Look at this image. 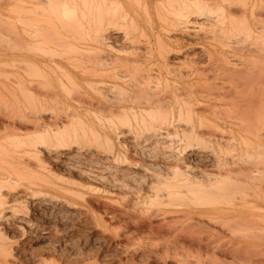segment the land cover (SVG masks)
<instances>
[{
	"label": "bare ground",
	"instance_id": "6f19581e",
	"mask_svg": "<svg viewBox=\"0 0 264 264\" xmlns=\"http://www.w3.org/2000/svg\"><path fill=\"white\" fill-rule=\"evenodd\" d=\"M59 2L61 3L62 0ZM67 2H68V0H67ZM71 2H72V0H71ZM73 2H74V0H73ZM94 2H96V1L95 0L94 1L88 0L87 4L88 3L93 4ZM107 2H109V0H107ZM158 2L159 3L168 2L170 5L169 10H166L165 12H161V13L158 12L159 14H157L158 20L160 21V23L164 24V27H166V30L163 28L165 30V32H163V34L161 33L162 31H159V33H157V34L152 32L151 39H149V41H147V43L149 42L151 44L152 41H154L156 48L154 51L152 49L153 52H150L148 54L147 53L143 54V55L138 54V55L133 56V57H128V56L127 57H124V56L121 57L119 55H112V58L110 56V59H108V58L103 59V57H102V59H100L101 57L98 56L99 54H81L83 56H81V55L80 56L85 58L84 60H81L80 58L76 57L75 55H68V54L62 55V54H60V55H58L59 56L58 58H60L58 60L53 59L52 58L53 56L51 57L49 55H44V58H42V59L38 58L39 60L38 59L36 60L35 58L31 57V55H29L27 53L29 51L35 50L36 47L32 46L33 44H30V45L25 44L22 47H19V50L24 51L23 52L24 54L19 55V56L15 55V56H13L14 58L11 57L12 60L9 61V63L23 69L26 73H30L29 70H31V69L34 71V73L36 72L38 74L40 72L44 73L47 70L50 71L51 73L52 72L56 73L58 71V73H61V75L64 76V78H66L69 81L76 82L78 80H82L84 82V84L87 86V88L93 92L95 97H97V99L99 98L100 100H104V101H102V102H100V101L99 102H86L87 106L85 107V109L79 110L80 111V114L78 117L79 119H77L76 124H74L70 128L68 127V125L66 124V121H64V120L53 121L51 118L50 119L51 121L50 120L47 122L45 121V119H46L45 115L46 114L48 115V113H49L48 112L49 108L46 105L47 104L46 96H49L51 94L50 97L53 96L54 98H58V97L60 98L59 94L57 92H55V90L52 91L51 93H49L50 91L47 93L46 90L48 91V89L44 88L45 90H43L42 88L39 89L36 87L31 88V87L26 86L22 89V94H23L24 98L25 97L27 98L26 99L27 101L25 103L24 102H10L11 103V105H10L11 110L9 109V111H5V109H3V110L0 109V116L3 117L5 120L2 128L4 130L5 129L8 130V132H7L8 135L6 133H5V135H2L4 137L7 135L6 138H4L5 144H3V143L0 144V221H2V222L3 221H5V222L12 221L13 223H16V224L17 223L19 224V222L21 220L24 221L23 220L24 218L22 219L20 217L21 215L16 216V212H15V210L13 211L12 207L10 210L7 208V206H9L10 201H12L10 203H13L16 200L17 201L24 200V199L19 198L20 195H19V197L12 196L13 193H11V191L14 190V188L21 185V184L20 185L18 184L20 182L19 180H21L19 172H21L22 170L30 171V170H32L33 167L36 168V166H39L40 168H42L44 166L43 165V159H41V154L46 153L48 155L50 154L55 159L59 158V157H63L64 159H67V160L73 159L74 161H72L71 163L73 164V162H75L74 166H71L68 164L69 166H66L67 167L66 169L67 170H71V169L76 170L75 172H80V176L85 173V172H83V169L85 167L82 169V171H80L81 167L79 170V168L76 167V165L77 166L78 165H85L86 167H90L91 169H93L95 171L94 173L91 171V173H92V174H90L91 178H94L96 180L109 181L110 184H112L114 186H111V185L109 186L104 181H103V183H105L107 186L112 187V188L113 187H115V188L119 187L120 188L122 185H123L122 187L127 186L123 182L124 179L122 180V177L124 176V178H126L127 176H125V175H128V176L132 175L130 166H128V165H133L132 167H138L137 170L139 171V169H140L141 174H139V175L137 174L138 177H135V178H138V179H136V181L139 180L138 182L140 184L138 182L137 183L135 182L137 185L133 182L132 183L128 182L130 184V186L132 184H135L136 186L132 185L133 187H131L129 189L127 188L128 186L125 187V191H128L127 194L131 193L133 195V197L132 198L127 197L128 199H125L128 202V204H126V205H129L128 208H130V209L124 210L123 213L121 212V214H124V213L130 214L132 212L134 214L133 217H135V218H136V216H139L138 218L141 217L139 220H141L142 218H146L147 220H146L145 224L150 229L153 228L152 229L153 232H154V230L157 231V229L162 228V227H163V229L165 228L166 230H173L174 228L179 229L176 227L178 224L176 226H174V224H172L173 223L172 220L173 219L179 220L180 217L187 219L188 222L194 221V223L192 222L194 224V226L197 225V222L199 224V222L203 223L204 222L203 220H205L206 224L209 223V224H207V226L212 224L211 222L214 221V223L215 222H218V223L221 222L222 223L221 225H224L226 227L228 226V228H230V227L233 228V225H236V226H246L247 228H250L252 230L264 229V225H263L264 217H263V215H261L259 213V211H261V210L264 211V208L261 207L260 205H258V203H256V201L254 199L255 195L258 197V194L264 191V185H261V183H256L253 181L257 177V174H259L261 171H264V168L257 167V166L253 165L254 159H256L260 155L259 150L260 151L264 150L263 148L260 147L264 142V119L261 121V118H260V117H262V115H258L260 119L257 117V119L260 122H258V120H257V122L252 124V125L248 124V125H250L249 131H248L250 136H251L250 140L245 139L244 141H241V143H240V147L244 146L245 148H247V152L251 153L246 164H239L238 165V163L234 162L233 160L224 158L221 155H219L220 153L218 154L215 151H213L212 152L213 162H214L213 171L212 172L201 171V172H199L200 174L196 173L192 167L187 165V163L185 162L184 152L179 154L178 148L180 147L181 143L185 140H187L192 145H195V144L201 145L202 142H200L196 133H193V132H191L187 136L183 134V136L179 139L172 138L170 135L172 134L171 132H175V127L172 126V128H170L166 122L167 119H169V118L174 119V120H176L177 127H179V125H180L179 121L181 118H184L186 120L190 119L191 115H192V110L194 109L193 108L194 107L193 102H212V101H220V102L221 101H234V102H237V101H240V102L241 101L242 102L243 101H255V102L260 101V102H263L264 101V97L261 96L262 92H261V94L255 93L254 95H252V97L245 98V97L240 96L239 94H236L237 93L236 88L232 89V91H235L233 94H231V93H229V94H220V93L212 94V91H213L212 90L213 89L212 88L213 68H215L219 72V75H221V76H224L226 74H230L232 72L230 67H227V65L229 64L228 54H227L228 51L227 52L223 51V50H225V48H227L229 46L228 45L229 42L227 43V41H225L224 39L223 40L217 39L215 37V33H214L215 31L214 30L212 33L213 36L211 35L208 40L204 39V36H199L198 33L191 31V29H193L194 27L201 25L202 23L204 24V20L209 21L212 17H214V19H217L220 15H221L220 17H222L226 13H228V14H233L236 12L243 13L245 9H244V7H242V8H239V6L237 7V5L233 1H230V0H220L221 3H219L218 0H157V3ZM26 3H27V5L25 4V5H23L22 8H20L21 10L19 9L21 11L20 16H22V17H19V15H18L20 20L17 22H20L18 24L20 26L21 33H19L18 31H16V32L14 31L13 34L7 33L10 36L9 38H12V37L16 38L15 36H17V37L23 36V37H26L28 39L37 40L38 37H40L42 34H44L43 32H45V30L48 31L50 29H53V31H54V29L57 28L56 24H51L50 21H49L50 26L52 25L51 27L49 26L50 29L47 30V28L45 27L46 25L45 26L43 25L44 26L43 27L40 24L41 21L40 22L38 21L40 18H37V20L35 19L37 14L40 15L39 13L43 11V10L37 11L36 8L39 4L35 5L32 3H28L27 1H26ZM60 3L58 4L60 7L57 6L58 8H60V9L64 8L65 9L66 7H68V8H66L67 12L69 11L72 14H73V11L75 12L77 7H78V5L76 3L77 6L75 8V5H74L75 2L73 4L71 3L70 5H69L70 2H68L69 6L68 5L65 6L67 4L65 2H63L61 4ZM80 3H81L80 4L81 6H83L82 3L86 4V2H82V0H80ZM99 3L100 2L98 1L97 3H94L93 5H89V6L86 4L87 9L85 8L86 5L82 7V8H85L87 10V11H85L86 16L88 15V18L90 19V21H88L89 19H85L86 20V27L88 28V26H87L89 24L88 22L91 23L89 25L88 31H87V29H85L86 30L85 35L83 32V29L82 30L80 29V25H81L80 21L78 22L76 20V22H78V23H76L75 21L74 22H75V25H79L78 26L79 28H77L78 33L81 31L80 33L83 32V34L76 35L77 31L74 30V27H77V26H75V25H74V27L70 26V25H68V26L73 27L72 29L74 30L75 33H71V34L73 36L75 34L76 37H78V38H76L78 40L80 38L82 40L84 39L83 42L85 40H87V41L93 40V41H96L101 46L111 45V41H114V40L118 41L121 39H119L116 35L112 36L110 34V32L117 33L115 27L113 26L115 24L112 25L109 23V20L108 21H105V20L107 19V17L109 15H110L109 19H111V17L116 19V16H114V14L113 15L111 14L112 11H111V13H109L110 8L109 7L107 8V6H106V5H109V3L106 4V1H105L104 2L105 6L103 4H101L103 6H99L100 5ZM111 3L114 6H116L115 4L119 3V2H118V0H113ZM56 5H57V3H56ZM71 5H74V7L73 6L70 7ZM111 5H109V6H111ZM102 7L104 8L103 10L108 9L105 11V14L107 11L109 13V15L107 13L108 16L106 17V19H104V15H103L104 12H102L103 11ZM105 7H106V9H105ZM118 7H116V11L118 9L123 8V7L121 8V6L119 8ZM78 9L81 13H83V14H81V13H79V14H81V16L84 15L85 12H82L81 10H85V9H81V8H78ZM112 9H114V8H112V6H111V10ZM44 10L46 11L47 9L44 8ZM54 11H55V9H54ZM213 11L216 12V15L212 16V15H210V13ZM59 12H62V11H59ZM113 12H115V11H113ZM75 13L73 15H75ZM10 14H9V16H11ZM17 14H19V13L17 12ZM17 14H14V15H17ZM4 15H5V13H4ZM62 16H64V15L62 14ZM229 16H231V15H229ZM60 17H61V15H60ZM84 18H85V15H84ZM7 19L9 20L10 18H7ZM46 19H45V22H46ZM115 19H113L115 21L114 23H117V21ZM41 20H43V19H41ZM82 20H83V16H82ZM113 20L111 19V21H113ZM68 22H70V20ZM46 23H48V22H46ZM11 24H13V22ZM0 25H2V24H0ZM48 25H47V27H48ZM60 25H61V27H63L61 23H60ZM61 27H60V29H61ZM66 28H67V26L65 27V29ZM72 29H70V30H72ZM79 29H80V31H79ZM56 30H58V29H56ZM12 31H13V29H12ZM66 31H67V29H66ZM66 31H65V33H66ZM58 32H60V31H58ZM45 33H47V32H45ZM55 33H53V34H55ZM56 34H58V33H56ZM13 35H15V36H13ZM80 35H82V36L84 35V37L86 36L87 38L85 39ZM79 36H80V38H79ZM191 36H192V38H194V37L196 38L195 40H196L197 44H200L198 47L199 51L194 53L193 56H196V57H191L190 59H187L188 60L187 62H184L186 64H189L188 69L183 70V71H179L176 66L180 65L183 61L180 58H176V57L174 59H172L170 57V55L171 54H180L182 48L186 44V41H188V39H191ZM122 38H124V36ZM54 40H56V38ZM216 40H218V41L216 42ZM56 41L59 42L58 44H60V43L65 44V42L67 43V41H64L63 39L62 40L57 39ZM53 43H55V41ZM130 44H131V42H130ZM150 49H151V47H150ZM259 50H260V47H257L255 49L251 50V53H253V55H256L257 53H259ZM36 51H37V49H36ZM214 52H216V53L219 52V53H218V55L216 54L214 56L213 55ZM185 54L186 55L184 57H186L188 55L187 52ZM212 55H213V57H212ZM32 56H34V55H32ZM117 56H119V57H117ZM36 57H37V55H36ZM104 57H105V55H104ZM203 57H206V60H207V63L205 65H201L202 63H200V59ZM79 60L82 62H80ZM76 61H79V62H76ZM202 61H203V59H202ZM78 64H80V65L84 64V66L86 65L84 68L79 69L80 71L77 70L78 76L81 75V79H78V78H80V76L77 78V75H75V74H77V71L75 74H72L74 72L68 71V69L65 68L66 65H70L71 67L75 66L73 68V69H75ZM80 65H78V66H80ZM100 68H106V69L103 70ZM140 69L145 70V71L144 72L142 71L143 73L142 72L140 73L138 71ZM132 71H134L135 73L134 72L132 73ZM242 72H244V71H242ZM246 72H248V70ZM82 76H84V77H82ZM60 78H61V76H60ZM60 78H58V82L61 85L60 88L62 90L63 89V81ZM27 81L28 80H24L23 83L26 84ZM160 84H162V86H159ZM257 89L260 90V89H262V87L261 88L258 87ZM263 91H264V88H263ZM113 92H116L118 95H115ZM28 99H29L30 103H27ZM8 106H9V104H8ZM200 107L203 109H206V107H208V106L206 104H204V105H200ZM7 108H9V107H7ZM96 112H98L100 115L96 114ZM261 113H264V110ZM87 114L93 115L94 120L89 121V120H85L84 118L80 117V116L85 117ZM119 123H123L122 127L125 126L127 129L120 128ZM229 123H230V128L233 129L235 132L242 130V129H245L242 126L243 122L237 123L236 120H230ZM4 130H2V131H4ZM182 130L184 131V128ZM237 134H238V132H237ZM91 138L96 142H101V144H104L105 148H106L105 151L104 150L100 151L99 148H98L99 150L97 148L95 149V147H93V146H94V144L96 146L97 143L96 142L93 143L94 141L90 142V143H93L92 146L87 144L86 141L91 139ZM166 143H168L167 145L171 149L169 152L168 151H166V152L162 151V149H163L162 145H165ZM101 144H100V146H101L100 148L102 150L103 145H101ZM127 147H131L132 151L127 149ZM127 151H130V153L132 152L134 154L145 155L147 158H151L150 159L151 162L146 163L143 160L142 161L130 160V159H128V157L126 155ZM157 157H161L162 161H171L172 159L173 160L176 159V161L179 162L180 164H179V166H171L170 163H168V164H165L164 167H160L158 165V162H153L154 160H156ZM3 164L9 168L4 167ZM43 168L47 169L45 166ZM9 169H11V171ZM48 172H50V171H48ZM68 173H70V171ZM136 173H138V172H136ZM136 173H134V174L136 175ZM76 174H78V173H76ZM132 177L134 178L133 175H132ZM87 178H88V176H87ZM91 178H90V180H91ZM127 178H131V176L127 177ZM133 178H131V179L135 180ZM65 180H67L69 183H70V181L71 182L73 181L70 178H66ZM129 180H127V181H129ZM97 182H100V181H96V183ZM76 183L77 182H75L74 185H76ZM84 183H88V182L84 181ZM93 183H94V181H93ZM17 184H18V186H16ZM101 184L102 183L100 182V185ZM71 185H73V184H71ZM97 185H99V184H97ZM106 185H103V186L105 187ZM116 186H118V187H116ZM88 187H91V186L89 185ZM135 187H137V188L135 189ZM133 188H134V190H133ZM26 189H27L26 186H23L20 193L25 195ZM96 189H97V187H96ZM96 189L93 191V193L96 191ZM123 189L124 188L121 189L122 192H124ZM89 190H90V188H89ZM119 190L118 191L116 190V194H117V192H120ZM27 191L31 192V189H28ZM99 191L100 190L98 189V192ZM112 191H113V189H112ZM14 192H16V191H14ZM70 192L72 193V191H70ZM74 192L78 193L76 191H74ZM41 194H42V192H41ZM108 194H109V192H108ZM76 196L78 197V195H76ZM263 196H264V194H263ZM8 197H10V199ZM25 199L27 200L28 198H25ZM46 200L49 201V199H47V198H46ZM125 200H122V203ZM113 201L115 202V205L118 204V206H119V203L117 200L116 201L113 200ZM50 202H51V200H50ZM98 202L99 201H97V203ZM51 203H53V201ZM70 204L71 203H69V205ZM123 204L125 205V203H123ZM72 205L74 206V204H72ZM151 205H154V207H152ZM148 207L149 208L152 207L150 211H148L149 210ZM14 209H15V206H14ZM116 209H118V207ZM120 209H121V207H120ZM85 210H86V208H85ZM114 211H116V210H114ZM117 213H119V212L110 211V216L109 215L108 216L112 218V217H114V215L116 216ZM92 214H93V212H92ZM124 215H126V214H124ZM178 216H180V217L178 218ZM123 217H121V218H123ZM151 217H153V218L150 219ZM154 218L156 220H153ZM114 219H115V217H114ZM114 219H112V220H114ZM117 219H119V218H117ZM124 219H123V221H124ZM116 220H114V223ZM175 221L177 222V220H175ZM180 221H181V219L178 222H180ZM262 221H263V223H262ZM130 222H128V223H130ZM195 222H196V225H195ZM183 223L181 226H179L180 224L178 226L182 227L184 225H188V223L187 224H185V223L183 224ZM1 224L2 223L0 222V225ZM95 224H97V223L95 222ZM142 224L144 225V223H142ZM190 225L193 226L191 224V222H190ZM190 225H188V227ZM201 225H205V224H201ZM198 226L201 227L200 224L197 225L196 227H198ZM210 226H209L210 229L213 228L212 225H210ZM184 227L186 228V226H184ZM226 227H224V228H226ZM48 228L46 227V229H48ZM116 228L117 227H114L113 229H116ZM140 228H142V227H140ZM183 228H181V230ZM203 228H207V227L203 226ZM240 228H243V227H240ZM44 229L45 228L43 227V231H44ZM192 229L194 230L196 228L193 227ZM124 230H126V229L123 228V232H125V233H122V234H118L120 231L114 232L112 234L111 232L108 231V229L107 230L105 229V232L107 234H104L103 232L98 231V233H100V234L98 235L99 237H97V236L96 237L99 238L103 242L106 241L107 243L111 244V246L113 245L115 247L114 249H116V247H118L117 248L118 252L113 250L116 252L115 253L111 250L112 253H110L109 255L106 254V255H108V256H106L107 258H105L101 261L99 260L100 262L95 260V259H93V260L90 259V260H87L86 263H84V264H116V263H119L121 261H122L121 262V264H122L124 261L128 262V260H131L134 257L136 258V256L138 259L142 258L144 250L146 252V250L148 251L149 249H147V246L145 244L139 242L138 239H137L138 241H136V240L132 241V239L130 237V240L128 238L125 240H122L124 238H120V237H124V234H127V232ZM152 230L151 231L147 230V231L152 232ZM183 230H185V229H183ZM188 230L190 232L180 231L183 233H174V232L172 233L170 231L173 234V236H172V234L169 236H167V235L166 236L169 238L171 236V238L173 240L172 242H174L173 244L178 243L179 246H180V244L186 245V247H187V245H194L197 248H200V247H203V249H205V248L211 249L212 248L211 250H213V239L210 237H207V236L206 237L201 236L199 234L201 232L200 231L201 229L198 230L197 233H196V231H194L196 234L192 232L191 228ZM159 231L161 232L162 230H159ZM159 231H158V234H159ZM121 232H122V230H121ZM129 232H130V230H129ZM129 232L127 235L132 234V233L129 234ZM202 232H201V234H202ZM54 233H53V235H54ZM44 234H45V232H44ZM56 234H57V232H56ZM160 237H162V236H160ZM99 239H97V240H99ZM46 240L47 239H45V241H44L45 243H47V244L50 243V242H47ZM63 241H64V244H65V241L67 242V240H63ZM167 241H168L167 245H168V243H171V242H169V239ZM53 242L55 243L56 241L53 240ZM57 242H58V239H57ZM59 243H61V242H59ZM107 243H106V245H107ZM56 244H58V243H56ZM68 244H70V243H68ZM97 244H100V246L102 245L101 243H98V241H97ZM173 244L171 246H173ZM38 245H39V247H37V248L35 247L37 250H38V248L40 249V247H41L40 244H38ZM147 245H149V244H147ZM155 245H156V243H155ZM164 245H166V242ZM47 246H46V248H47ZM61 246H62V244H61ZM113 246L111 247L112 249H113ZM152 246L153 245H151V247ZM171 246L169 248L170 250H172ZM56 247H58V246H56ZM149 247H150V245H149ZM160 247H162V246L160 245ZM180 247H178V248L180 250H182V248H180ZM186 247L184 249H187ZM41 248L44 249L45 246H43ZM46 248H45V250H46ZM54 248H55V246L54 247L50 246V249H54ZM105 248H107V247H105ZM11 249H12V247L10 248V243H8L6 236L0 230V264H22V263L25 264L24 262H22L23 260L20 261L16 257V255L18 253L16 255L11 253ZM31 249H33V248H31ZM50 249L49 250L47 249V250L51 251ZM59 249H58V252L60 251ZM160 249H157V250H160ZM173 249H174V247H173ZM193 249L194 248H192L191 250H193ZM40 250H42V249H40ZM40 250H38V251L41 252ZM153 250H156V248H154ZM170 250H169V252H170ZM25 251H24V253H25ZM78 251H79V249H78ZM78 251H76V252H78ZM81 251H79V252H81ZM88 251H90V250L88 249ZM174 251L172 253H169V254H171V255L174 254ZM30 252H32V250ZM30 252H29V256L31 257ZM33 252L37 253L36 251H33ZM39 252L37 254H39ZM42 252H44V251H42ZM65 252H66V250H65ZM67 252H66V254H64V252H63L64 255L62 254V257L67 255ZM85 252L86 251H84L83 255L81 253H79V254L81 256L85 255V258L90 256L89 254H88V256H86L88 252H86V253ZM107 252L109 253V251H107ZM107 252L104 251L103 253H107ZM209 252H211V251H209ZM209 252L203 253L201 251V254H205L204 256H208ZM48 253H50V252H48ZM51 253H53V252L51 251ZM60 253H61V251H60ZM103 253H101L102 255L100 254L102 258H104ZM198 253L200 254L199 250H198ZM27 254L25 256H27ZM40 254L43 255V253H40ZM91 254H92L91 257L93 258V256L95 254L94 255H93V253H91ZM145 254L149 255L150 251H148ZM201 254L199 255L200 257H201ZM210 254L213 255L212 252ZM53 255L50 254L49 258H51ZM68 255H67L68 257H72V256H70L71 254H68ZM75 255H76V253L74 252L73 257ZM153 255H155V254H153ZM29 256H28V258H29ZM173 256L174 255H172V257ZM77 257H78V255H76L74 258H77ZM144 257H146V256H144ZM32 258H34V257L32 256L31 259ZM79 258H81V257H79ZM21 259H23V258H21ZM25 259L28 260L27 257H25L24 260ZM48 259L46 258L47 261L50 260V262H51V259H49V260ZM78 259H76V261ZM98 259H100V257ZM179 259H181V258H179ZM179 259L177 261L178 264L181 263V262H179ZM34 260H35V258H34ZM44 260H45V258L44 257L42 258L39 255L37 258L38 262H36V263L34 262V263L35 264H43V262H45ZM80 260H78V262H80ZM76 261H74V262H76ZM82 261L80 263H82ZM180 261H182V264H183V262L185 264V260H180ZM198 261H197V263L196 262L195 263L199 264ZM210 262H212V261H210ZM62 263L60 262V264H62ZM26 264H29V262L26 261ZM44 264H47V262H45ZM53 264H55V260H54ZM56 264H57V261H56ZM204 264H206V263H204ZM212 264H213V262H212Z\"/></svg>",
	"mask_w": 264,
	"mask_h": 264
},
{
	"label": "rangeland",
	"instance_id": "374dc122",
	"mask_svg": "<svg viewBox=\"0 0 264 264\" xmlns=\"http://www.w3.org/2000/svg\"><path fill=\"white\" fill-rule=\"evenodd\" d=\"M26 1L28 3L40 5V6L38 5L36 9H37V11L38 10H43V11L42 12L39 11L40 15L37 14L35 19L37 20V18H40L38 21L39 22L41 21L40 24L42 26L46 25L45 27L48 30V29H50L49 26H50V22H51V24H56V27H57L56 29H58V30L54 29V31H53V29H50L51 31L48 30L49 32L45 30V32H47V33L43 32L45 35L42 34L40 37H38L37 40L28 39V38L23 37V36L17 37L15 35H13V36H15L17 39L14 37L9 38L10 37L9 34H11V33L13 34L14 31L15 32L18 31L19 33H21V29H20V26L18 24L20 22H17V21L20 20L19 17H22V16H20L21 15V13H20L21 9L20 8H22L23 5H25V4L27 5ZM39 1L40 0H0V24H2V25H0V109H2V110L5 109V111H9L10 105H11L10 102H24L25 103L27 101L26 100L27 98L26 97L24 98V96L22 94V89L26 86L31 87V88H34V87L39 88V89L42 88L43 90L48 89V91L46 90L47 93L49 91H50L49 93H51L52 91L55 90V92H57L59 94L60 98L59 97L54 98L53 96L50 97L51 94L49 96H46V99H47L46 105L49 108L48 112L50 114L48 113V115L47 114L45 115L46 116L45 121L47 122L51 118L53 121L64 120V121H66V124L68 125L69 128L72 127L74 124H76L77 119H79L78 118L79 114H80L79 110L85 109V107L87 106L86 102H99V101L102 102L104 100H100L99 98L97 99V97H95L93 92L87 88V86L84 84V82L82 80H78L76 82L69 81L66 78H64V76H62L61 73H58V71L56 73H54V72L51 73L50 71L47 70L44 73L40 72L38 74L36 72L34 73V71L31 69V70H29L30 73H26L23 69L10 64L9 61H11L12 58H14L13 56H15V55L19 56V55L24 54L23 53L24 51L19 50V47H22L25 44H29V45L33 44L32 46H35L37 51L35 49V50L29 51L27 53L29 55H31V57L35 58L36 60L38 58H40V59L44 58V55H49L51 57L53 56L52 57L53 59L58 60V59H60V58H58L59 57L58 55H60V54H62V55H65V54L66 55L67 54L68 55H75L76 57L80 58L81 60L85 59V58L81 57V56H83L81 54H99L98 56L101 57L100 59H102V57H103V59H105V58L110 59V56L112 58V55H119L121 57L122 56L133 57V56H136L138 54H142V55L146 54V53L148 54L150 52H153L156 48L154 41H152L151 44L149 42L147 43V41H149V39H151L152 32L157 34V33H159V31H162L161 33L163 34V32H165V30H166V27H164V24L160 23V21L158 20L157 14H159L161 12H165L166 10L170 9V5L168 2H162V3L158 2L157 3V0H118V2L120 4L116 3L115 4L116 6H114L111 3L113 0L112 1L109 0V2L111 1L110 3L112 5L109 2H107V0H105L106 4L109 3V5H111L112 8H114L111 10V6L106 5L107 8L108 7L110 8L109 13H111V11H112L111 14L112 15L114 14V16H116V19L112 18V17H111V19L112 20L115 19L117 21V23H114L115 22L114 20L111 21V19H109L110 15H109L108 11L105 14V11L108 10V9H106V7H105L106 10H103L104 9L103 7H102L103 11L101 10L102 12H104V14H103L104 19H106V17L109 15L105 21L109 20L110 24H112V25L115 24L113 26L115 27L116 32H117V33L110 32V34L112 36L116 35L121 40H118V41L114 40V41H111V45L101 46L96 41H93V40H89V41L85 40L83 42L84 39L82 40L80 38V36H82V35L79 36V38L81 39V40L79 39L80 40L79 41L78 39H76V38H78V37H76V35L83 34V32L85 35V33H86L85 29H87V31H88L89 25L91 24L90 22H88L89 23V24L87 23L88 28L86 27V20L85 19H89L88 15L86 16V12H85V11H87L86 10L87 5L88 6L93 5L94 3H97L99 1L100 2L99 6H103V5L105 6L104 0L103 1L101 0L102 2L100 0H98V1L95 0L96 2H94L93 4H91V3L87 4L88 0H82V2H86V4H87L86 5L85 3H82L83 6L86 5L85 6L86 9L82 8L83 6L80 5L81 4L80 0H74L75 3L72 0V2L75 5V8L78 5V7L75 11L76 13L73 11V14L75 13V15H73L69 11L67 12L66 8H68V7H66L65 9L64 8L63 9L58 8V7H60L58 4L60 3L59 1H61V0H41L40 2ZM92 1H94V0H92ZM230 1H233L237 5V7L239 6V8L244 7V9H245L243 12L244 14L239 13V12H236L233 14L226 13L222 17H220L221 16L220 15L217 19H214V17H212L210 19L211 21L210 20L209 21L204 20V24L202 23L201 25H198V26L194 27L193 29H191L192 32L198 33L199 36H204V39H206V40H208L211 35L213 36L212 33L214 30L215 31L214 32L215 37L217 39H219V40L224 39L225 41H227V43L229 42L228 43L229 46L227 48H225V50H223V51L224 52L228 51L227 54H228L229 64L227 65V67H230L232 72L230 74H226L224 76H221V75H219V72L215 68H213V76H212V81H213L212 82V88H213L212 90L213 91H212V94H214V93L215 94H217V93H220V94L231 93V94H233L235 91H232V89L236 88L237 89L236 94H239L240 96L245 97V98L252 97V95H254L255 93L261 94V92H262L261 96L264 97V91H263V88H264V0H230ZM63 2L67 3L65 6L68 5V2H70L69 5L72 3L71 0H68V2H67V0H65V1L62 0L61 3H63ZM218 2L221 3L220 0H218ZM56 3H57V5H56ZM76 3H77V5H76ZM101 4H103V5H101ZM118 4L121 6V8L122 7L123 8L118 9L116 11V7L119 6ZM74 5H71L70 7H72V6L74 7ZM44 8L47 10L45 11ZM53 8L55 9V11ZM78 8L85 9V10L80 9L82 12H85L84 13L85 18H84V15H82L83 20H82V16H81V14H83V13H81ZM59 11H62L63 13L59 12ZM113 11H115V12H113ZM17 12L19 14H17ZM4 13H5V15H4ZM79 13H81V14H79ZM107 13H108V15H107ZM9 14L11 16H9ZM14 14H17V15H14ZM62 14L64 16H62ZM18 15H19V17H18ZM60 15H61V17H60ZM210 15H212V16L216 15V12L213 11L210 13ZM229 15H231V16H229ZM43 17L45 19L47 18L46 22H48V23L45 22V19ZM7 18H10V19L8 20ZM41 19H43L44 21ZM69 20H70V22H68ZM76 20L78 22L80 21V23H81L80 29L81 30L83 29L82 33H80L81 32L80 29H79L80 32L78 33L77 28H79L78 27L79 25H75ZM88 21H90V19ZM12 22H13V24H11ZM78 22H76V23H78ZM60 23L62 24L63 27L67 26V28H66L67 31H66L65 27L64 28L61 27ZM47 25H48V27H47ZM68 25L73 26V27H74V25L77 26V27H74V30L77 31L76 32L77 34L76 35L74 34L75 37L71 34V33H75L74 30L72 29L73 27H69ZM59 26L61 27V29L63 28L62 29L63 31L60 29ZM69 28L72 30H70ZM12 29H13V31H12ZM64 30L66 31L67 34L65 33ZM58 31H60V32H58ZM55 32L58 34H56ZM7 33H9V34H7ZM53 33H55V34H53ZM84 35L82 37L86 39L87 37L86 36L84 37ZM123 36L125 39L122 38ZM55 38H56V40L57 39H59V40L63 39L64 41H67V43L66 42H65V44L60 43L62 45L61 46L60 44H58L59 43L58 41L54 40ZM195 39H196L195 37L192 38V36H191V39H188V41H186V44L182 48L180 54H171L170 55V57L172 59H174L176 57V58H180L183 61L180 65L176 66L179 71L187 70L189 67L188 66L189 64H186L184 62H187L188 61L187 59H190L191 57H196L193 55H194V53L199 51L198 47L200 44H197ZM54 41H55V43H53ZM217 41L218 40H216V42ZM130 42H131V44H130ZM150 47H151V49H150ZM257 47H260L259 53H257L256 55H253V53H251V50H253ZM152 49H153V51H152ZM186 52L188 53V55L186 57H184L186 55L185 54ZM218 53L219 52H217V53L214 52L213 55L214 56L216 54L218 55ZM32 55H34V56H32ZM36 55H37V57H36ZM104 55H105V57H104ZM213 55H212V57H213ZM119 56H117V57H119ZM202 59H203V61H202ZM79 61H76V62H79ZM80 62H82V61H80ZM200 63H202L201 65H205L207 63L206 57L201 58ZM78 65H80V64H78ZM78 65L75 69H73L75 66L71 67L70 65H66L65 68L68 69V71L74 72V73L71 72L72 74H75L77 70L80 71L79 69L84 68L86 66V65L84 66V64H81L82 66L81 65L78 66ZM100 69L105 70L106 68H100ZM247 70H248V72H246ZM78 71H77V74H75V75H77V78L80 76V78H78V79H81V75L78 76ZM138 71L141 73L142 71L144 72L145 70L140 69ZM242 71H244V72H242ZM133 72L134 71H132V73ZM60 76H61V78H60ZM82 77H84V76H82ZM58 78L62 79V81H63V89L62 90L60 88L61 85L58 82ZM24 80H28L26 83L27 85L23 83ZM159 86H162V84H160ZM256 87L257 88L262 87V89L259 90ZM113 93L115 95H118L116 92H113ZM27 103H30L29 99H28ZM8 104H9V106H8ZM193 104H194V107H193L194 109L192 110L191 118L187 119V120L184 118H181L179 121L180 122L179 127H177L176 120H174V119L169 118L166 121L167 125L170 128H172V126L175 127V132H171L172 134L170 135L172 138L179 139L183 136V134L187 136L191 132H193V133H196L200 142H202L201 145H196V144L192 145L187 140H185L181 143L180 147L178 148V152H179V154L184 152L185 162L187 163V165L192 167L194 169V171L198 174H200L199 172H201V171L212 172L214 169V167H213L214 162H213V155H212L213 151H215L218 154L220 153L219 155H221L224 158L233 160L234 162L238 163V165L239 164H246L251 153L247 152V148H245L244 146L240 147V143H241V141H244L245 139L250 140L251 136L248 132L249 126L257 122V120H258L257 117L259 118L258 115H262L263 118L260 117L261 121L264 119V113H261L264 110V101L263 102H260V101H257V102H255V101H243V102L242 101L241 102L240 101H237V102H234V101H221V102L220 101H212V102H193ZM204 104H206L208 106V107H206V109H203L200 107V105H204ZM7 107H9V108H7ZM96 114L100 115L98 112H96ZM80 117L84 118L85 120H89V121L94 120V116L91 114L90 115L87 114L85 117L84 116H80ZM230 120H236L237 123L243 122L242 123L243 128H245V129L247 128L248 130L247 129L246 130L245 129L239 130V131H237L238 132V134H237V132H235L233 129L230 128V123H229ZM4 121H5L4 118L0 116V124H1L0 125V144L1 143L5 144L4 138H6V136L8 135V133H7L8 130L7 129L4 130L2 128ZM258 122H260V121L258 120ZM248 124H250V125H248ZM119 125H120V128L127 129L125 126L122 127L123 123H119ZM183 128H184V131L182 130ZM2 130H4V131H2ZM5 133L7 135L5 137L2 136V135H5ZM89 140H87L86 143L89 144L90 146H92V144L96 142L92 138ZM92 141H94V142L90 143ZM96 143L98 145L96 144V146H95V144H94V146H93V147H95V149L99 148L100 151H103V150L105 151L106 148H105L104 144H101V142H96ZM100 144L103 145L102 150L100 148L101 147ZM167 144L168 143H166L165 145H162L163 146L162 151H165V152L168 151L169 152L171 150ZM260 147L264 149V142ZM127 149L132 151L131 147H127ZM130 151L126 152L128 159L139 160V161L143 160L146 163L151 162V160H150L151 158H147L145 155L134 154L132 152L130 153ZM259 152H260V155L256 159H254L253 165L257 166V167L264 168V150L263 151L259 150ZM41 159H43V165L47 169H44L43 168L44 166L42 168H40L39 166H36V168L35 167L32 168L33 171L32 170H30V171L22 170L21 172H19L21 180H19L20 182L18 183L19 185L20 184L21 185L18 186V184H17L16 186H18V187L14 188V190L11 191V193H13L12 196L19 197V195H20L19 198L24 199V200H22V201H17V200L14 201L13 200L14 201L13 203H10V202H12V201H10L9 206H7V208L10 210L12 207L13 211L15 210V212H16V216L21 215L20 217L22 219L24 218L23 219L24 221L21 220L19 222V224L13 223L12 221H8V222L0 221L2 223L0 225V230L6 236L8 243H10V248L12 247L11 253L15 254V255L18 253L16 255V257L20 261L23 260L22 262H24L25 264H26V261H28L29 264H33L34 262L35 263L38 262L37 258L39 255L42 258L43 257L45 258L44 261L47 262V264H53L54 260H55V264H56V261H57V264H60V262L62 263L63 261L64 262L62 264H64V263L65 264H82V263L84 264V263H86L87 260H90V259L91 260L95 259L97 261H99V260L101 261V260L107 258L106 256H108L110 253H112L113 250L118 252V249H117L118 247H116V249H117L116 250V249H114L115 247L112 245L113 246V249H112L111 244H109L105 241L107 243V245H106L105 242H103L99 238H97V237H99L98 235L100 234V233H98V231L103 232L104 234H107L105 232V229L106 230L108 229V231L111 232L112 234L114 232H118V231H120L118 234H122V233H125V232H123V228L126 229L124 231H126L127 234L129 232V230H130L129 234H131V233L132 234L131 235L124 234V237H120V238H124L122 240H125L127 238L130 240V237H131L132 241H135V240L138 241L139 240V242H141L147 246V249H149L148 251H150V254H149L150 256L148 254L146 255L145 253H147L148 251L146 250V252H145V250H144L145 253L143 252L142 258L138 259L136 256V258L134 257L133 259L128 260V262L124 261L122 264H155V263L156 264H174V263L178 264L177 261L179 258H181V259H179V262H181L180 264H182V261H180V260H185V264H188L189 262H190L189 264H196L198 260H199L198 261L199 264H204V263L212 264V262H213V264H264V229L252 230L250 228H247L246 226H236V225H233V228H231V227L228 228V226L226 227L224 225H221L222 223L220 221H219L220 223H218V222L214 223V221L211 222L212 224H210V225H212L213 228L210 229L209 228L210 225L207 226V224H209V223L206 224L205 220H203L205 223L199 222L201 227H199V226L196 227L197 225H199L198 222H197V225L195 222L196 226H194V224H193L194 221H190L191 224L193 225V226H191L190 222H188L187 219H184V218L178 216V218L180 217L179 220L181 219V221L178 222L179 221L178 219H173L172 224H174V226H176L177 224L178 225L180 224L179 226H181L182 223L186 220L184 223L185 224L188 223V225L191 226V227L190 226L189 227L191 228L193 233H195L194 231H196V233H197L198 230L201 229L200 231L201 232L203 231L202 234L199 231L200 232L199 234L201 236H204V237L207 236V237H210L213 239V250H211L212 248L210 249V248H205V247H204L205 249H203V247L197 248L194 245H187V247H186V245L180 244V246H181L180 247L178 243L173 244L174 242H172L173 240H172L171 236H170V238L167 236L171 235L173 232L174 233H183L180 231L190 232L188 230V229H190L188 227V225H184V226H186V228L184 226L179 227L177 225L176 227L179 229L174 228L175 230L174 229L173 230H166L165 228L163 229V227H162V228L157 229V231L154 230V232H153V230H152L153 228L150 229L149 227L146 226V224H145V222L147 220L146 218H142L141 220H139L141 217L140 218H138L139 216H136V218L133 217L134 214L132 212L130 214L124 213L126 215L121 214V212L123 213L124 210L130 209V208H128L129 205H126V204H128V202L125 199H128L127 197L132 198L133 195L131 193L127 194L128 191H125V187L128 186L127 188L129 189V188L133 187L139 181V180L136 181V179H138V178H135V177H138L137 174L138 175L141 174L140 169H139V171L137 170L138 167H132L133 165H128V166H130L131 173L134 176V178L132 177V175H129V176L125 175V176H127V177L131 176V178H133L135 180H132L131 178H127V177L124 178V176H123L122 180L124 179L123 182L127 186H125V187H122L123 185L121 186L122 188H124L123 189L124 192H122L121 187L120 188L118 186H116L118 188L109 187L110 185L114 186V185L110 184L109 181L96 180L94 178H91V176H90V174H92L91 171L93 173L95 171L93 169H91L90 167H86L85 165H78V166L76 165V167H78L79 170L81 167L80 171H82V169L85 167L83 169V172H85V173L84 174L81 173L83 176L82 175L80 176V172H75L76 170H72V169L67 170L66 166H69V165L74 166L75 162H73V164L71 163L72 161H74L73 159L67 160V159H64L63 157H59V158L55 159L50 154L48 155L46 153L41 154ZM153 162H158V165L160 167H164L165 164H168V163H170L171 166H179V164H180L179 162L176 161V159H174V160L172 159L171 161H162L161 157H157L156 160H154ZM4 167H7V166L4 165ZM7 168H9V167H7ZM9 170L11 171V169H9ZM48 171H50V172H48ZM69 171L71 174L68 173ZM136 172H138V173H136ZM76 173H78V174H76ZM134 173H136V175ZM87 176H88V178H87ZM66 178H70L74 182L70 181V183H69L67 180H65ZM90 178H91V180L92 179L93 180L91 181ZM126 179L127 180L130 179V180L127 181ZM84 181L85 182L87 181L88 183H84ZM93 181H94V183H93ZM96 181H100L103 185H106L105 183H107V185H109V186L106 185L104 187L102 184L100 185V182L96 183ZM103 181L105 183H103ZM253 181L256 183H261V185H264V171H261L259 174H257V177ZM75 182H77L76 185H74ZM128 182L129 183H132V182L135 183L136 182V183L132 184L133 186L132 185L130 186V184ZM71 184H73V185H71ZM97 184H99V185H97ZM87 185L88 186L90 185L91 187H88ZM23 186H26V188H27L25 195L20 193ZM96 187H97V189H96ZM89 188H90V190H89ZM136 188L137 187H135V189ZM28 189H31V192H29L30 190L27 191ZM95 189H96V191L93 193V191ZM98 189L100 190L99 192H98ZM112 189H113V191H112ZM116 190L117 191L119 190L121 193L117 192V194H116ZM133 190H134V188H133ZM14 191H16L17 193ZM70 191H72V193ZM74 191H76L78 193H75ZM41 192H42V194H41ZM108 192H109V194H108ZM262 193L264 194V191L259 193L258 197L255 195L254 199H255L256 203H258V205H260L261 207L264 208V198H263L264 196ZM76 195H78L79 198ZM8 198L10 199V197H8ZM25 198H28V199L26 200ZM46 198L49 199V201L46 200ZM121 199L125 200L123 202V203H125V205L122 203ZM50 200H51V202L53 201V203H51ZM113 200H115V201L117 200L119 203V206H118V204L115 205V202ZM97 201H99V202L97 203ZM69 203H71V204L69 205ZM72 204H74V206ZM14 206H15V209H14ZM151 206L154 207V205H151ZM117 207H118V209H116ZM120 207H121V209H120ZM85 208H86V210H85ZM151 208H149L148 211H150ZM109 210L113 211V212H119V213H117L116 216L114 215L115 219H114V217H112V218L109 217L110 216ZM114 210H116V211H114ZM92 212H93V214H92ZM259 213L261 215H263V217H264V211L261 210V211H259ZM116 217L119 219H117ZM121 217H123V218H121ZM152 218L153 217H151L150 219H152ZM112 219H114V220L117 219V220L114 223V220H112ZM123 219H124V221H123ZM153 220H156V219L154 218ZM175 220H177V222ZM95 222L97 224H95ZM128 222H130V223H128ZM142 223H144V225ZM262 223H263V221H262ZM201 224H205V225H201ZM263 225H264V223H263ZM139 226L142 228H140ZM203 226L207 227V228H203ZM223 226L226 228H224ZM43 227L45 228L44 231H43ZM46 227L47 228L49 227V228L46 229ZM112 227L113 228L117 227V228L113 229ZM193 227L196 228L197 230L196 229L193 230L192 229ZM240 227H243V228H240ZM181 228H183L185 230H183V229L181 230ZM146 229L150 230V231L152 230V232L147 231ZM121 230H122V232H121ZM159 230H162V231L160 232ZM158 231H159V234H158ZM44 232L46 235L44 234ZM56 232H57V234H56ZM53 233H54V235H53ZM160 236H162V237H160ZM172 236H173V234H172ZM45 239H47L46 241L50 242V243H48V244L45 243L44 242ZM57 239H58V242H57ZM97 239H99V240H97ZM168 239H169V242H171L173 244V246H171L172 245L171 243H168V245H167ZM53 240H55L56 242L54 243ZM63 240H67V242L65 241V244H64ZM96 240L98 241V243H101L102 245L100 246V244H97ZM59 242H61V243H59ZM165 242H166V245H164ZM56 243H58V244H56ZM68 243H70V244H68ZM155 243H156V245H155ZM38 244H40L41 247L45 246V248L47 245L48 246H47L46 250H45V248L43 249L40 247V249H42V250H40L38 248V250L41 251V252H39L36 249L37 247H39ZM61 244H62V246H61ZM147 244H149L150 247ZM151 245H153V246L151 247ZM160 245L163 248L160 247ZM50 246L51 247L55 246L56 249L59 247L60 249L59 248L58 249L61 251V253H60V251L58 252V249L56 250L54 248L56 251L54 249H50ZM56 246H58V247H56ZM170 246H171L172 250L169 249ZM105 247H107V248H105ZM153 247L156 248V250H153L154 249ZM173 247H174V249H173ZM178 247L182 248V250H180ZM185 247L188 250L184 249ZM31 248H33V249H31ZM192 248H194V249L191 250ZM30 249L32 250V252H30L31 251ZM47 249L48 250L50 249L53 253H51V251H48ZM78 249H79V251L82 250L83 252L82 251H81L82 253L79 252ZM88 249L90 251H88ZM157 249H160V250H157ZM197 249L199 250L200 254H201V251L203 253L211 251L213 253V255L210 254L211 252H209L208 256H204L205 254H201V257H202L201 258L199 256L200 254L198 253ZM65 250H66V252L68 251L67 255L71 254L70 256L73 257V254L75 252L76 255H78V257L74 258L76 255L73 258L68 257L69 255L68 256L65 255L64 257H62L63 252H64V254H66ZM169 250H170V252H169ZM24 251H25V253H24ZM33 251H36V252L38 251L39 254H37L38 252L35 253ZM42 251H44V252H42ZM76 251H78L82 255H83L84 251H86V252H88L86 256H88V254L90 256L85 258V255L81 256ZM104 251L105 252L109 251V253L108 252L103 253ZM115 251H113V252H115ZM173 251H174V254H172V255H174V256L172 257V255L169 253H172ZM29 252H30L31 257L33 256L35 258V260H34V258H32L33 260L31 259V257L29 256ZM48 252H50V253H48ZM40 253H43V255ZM91 253H93V255L95 254L93 256V258L91 257V255H92ZM101 253H103L104 258L101 257V255H102ZM26 254H27V256H25ZM50 254H52V255L54 254V255L52 257L50 256L51 258H49ZM106 254H108V255H106ZM153 254H155V255H153ZM28 256H29V258H28ZM144 256H146V257H144ZM25 257H27L28 260L25 259L26 260L25 261L24 260ZM79 257H81L82 259ZM99 257H100V259H98ZM21 258H23V259H21ZM46 258L51 259V262L49 259H48L49 261H47ZM76 259H78V260L81 259L80 262L83 259L84 260L82 261V263H80V262H78V260L76 261ZM74 261H76V262H74ZM210 261H212V262H210ZM45 262H43V264ZM121 262L116 263V264H121ZM183 264H184V262H183Z\"/></svg>",
	"mask_w": 264,
	"mask_h": 264
}]
</instances>
